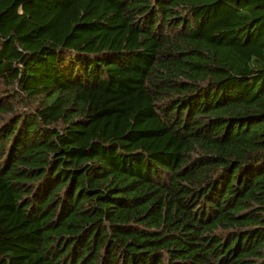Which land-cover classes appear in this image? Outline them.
Instances as JSON below:
<instances>
[{
	"label": "trees",
	"instance_id": "obj_1",
	"mask_svg": "<svg viewBox=\"0 0 264 264\" xmlns=\"http://www.w3.org/2000/svg\"><path fill=\"white\" fill-rule=\"evenodd\" d=\"M0 264H264V0H0Z\"/></svg>",
	"mask_w": 264,
	"mask_h": 264
}]
</instances>
